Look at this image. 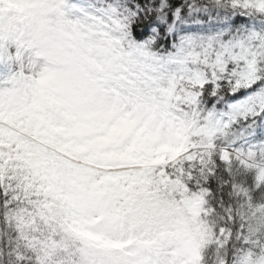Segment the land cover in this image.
Returning <instances> with one entry per match:
<instances>
[{
	"label": "snow or ice",
	"instance_id": "obj_1",
	"mask_svg": "<svg viewBox=\"0 0 264 264\" xmlns=\"http://www.w3.org/2000/svg\"><path fill=\"white\" fill-rule=\"evenodd\" d=\"M0 264H264V0H0Z\"/></svg>",
	"mask_w": 264,
	"mask_h": 264
}]
</instances>
